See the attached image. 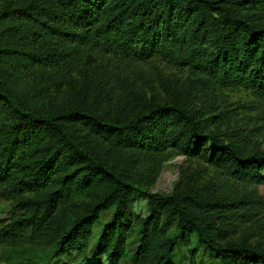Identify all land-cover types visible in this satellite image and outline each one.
Wrapping results in <instances>:
<instances>
[{
    "label": "trees",
    "instance_id": "16d2710c",
    "mask_svg": "<svg viewBox=\"0 0 264 264\" xmlns=\"http://www.w3.org/2000/svg\"><path fill=\"white\" fill-rule=\"evenodd\" d=\"M1 30L10 40L0 45V184L30 193L15 205L8 233L29 231L43 240L49 248L40 264L83 253L93 225L111 208L98 252L117 264L126 241L123 204L135 195L145 199L147 213L139 219L134 264H175L177 242L190 234L217 264H264L259 244L222 242L236 200L148 192L135 171L136 162L170 150L264 185V153L219 141L205 133L208 119L178 104L142 101L120 119L87 108L52 109L43 95L45 75L79 56L73 44L92 43L134 61L159 56L214 84L264 96V0H32L1 9ZM27 62L41 70L40 90L5 76L20 74Z\"/></svg>",
    "mask_w": 264,
    "mask_h": 264
},
{
    "label": "rangeland",
    "instance_id": "374dc122",
    "mask_svg": "<svg viewBox=\"0 0 264 264\" xmlns=\"http://www.w3.org/2000/svg\"><path fill=\"white\" fill-rule=\"evenodd\" d=\"M30 1L0 0V10ZM4 36L1 30L0 45L10 40ZM24 37L19 36V40ZM73 47L79 56L72 63L62 62L56 73L44 77L43 95H48L52 109L87 108L99 116L125 119L137 112V103L142 101L178 104L208 119L205 133L215 134L219 141H233L247 154L264 153V96L240 86L214 84L194 69L159 56L134 61L108 51L106 46L75 43ZM40 71L27 62L20 74L5 76L9 80L17 77L27 89L37 91L42 87ZM135 167L148 192H194L206 200H236L238 206L226 212L229 219L222 242L246 241L264 247V185L233 179L205 157L170 150L153 160L138 161ZM261 175L264 177V168ZM29 195L27 191L13 193L8 183L0 184V233H4L0 234V264H40L46 259L49 246L43 240L29 231L8 233L16 219L15 205ZM146 213L142 196L135 195L123 204L126 241L117 264H134L139 219ZM112 221L113 208L103 212L93 225L90 244L83 253L69 252L49 264H107L105 255L98 252V240L103 224ZM173 257L175 264H217L216 258L197 244L194 234L177 242Z\"/></svg>",
    "mask_w": 264,
    "mask_h": 264
}]
</instances>
